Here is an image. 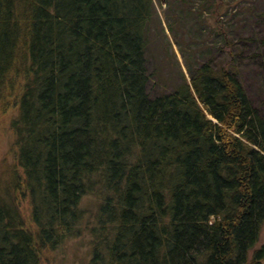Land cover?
Segmentation results:
<instances>
[{
    "label": "trees",
    "instance_id": "1",
    "mask_svg": "<svg viewBox=\"0 0 264 264\" xmlns=\"http://www.w3.org/2000/svg\"><path fill=\"white\" fill-rule=\"evenodd\" d=\"M156 13L155 0H0V110L17 109L0 264H43L83 234L89 264H264V116L210 62L151 97Z\"/></svg>",
    "mask_w": 264,
    "mask_h": 264
},
{
    "label": "rangeland",
    "instance_id": "2",
    "mask_svg": "<svg viewBox=\"0 0 264 264\" xmlns=\"http://www.w3.org/2000/svg\"><path fill=\"white\" fill-rule=\"evenodd\" d=\"M147 67L151 97L172 91L189 68L210 62L236 70L253 105L264 116V0H155ZM226 32V40L222 32ZM17 109L0 110V167L15 163L11 121ZM1 171V170H0ZM27 222L30 208L22 205ZM91 238L83 234L46 251L43 264H89ZM264 244V226L256 249ZM252 253V252H251ZM250 253V254H251Z\"/></svg>",
    "mask_w": 264,
    "mask_h": 264
}]
</instances>
